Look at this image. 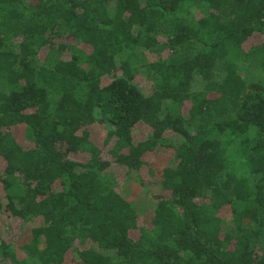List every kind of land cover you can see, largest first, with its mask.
<instances>
[{
    "label": "trees",
    "instance_id": "16d2710c",
    "mask_svg": "<svg viewBox=\"0 0 264 264\" xmlns=\"http://www.w3.org/2000/svg\"><path fill=\"white\" fill-rule=\"evenodd\" d=\"M0 189V264H264V0H0Z\"/></svg>",
    "mask_w": 264,
    "mask_h": 264
},
{
    "label": "rangeland",
    "instance_id": "374dc122",
    "mask_svg": "<svg viewBox=\"0 0 264 264\" xmlns=\"http://www.w3.org/2000/svg\"><path fill=\"white\" fill-rule=\"evenodd\" d=\"M256 39L252 40L251 43H254ZM243 74L247 76V78L253 79V81L260 80L262 78L263 73L257 69L255 66H251L250 64L244 66ZM144 77V76H143ZM136 82L142 87L145 93L149 92L148 88L150 87V83H148L144 78L140 80L136 79ZM201 87L200 84H197V88ZM90 140L93 142L100 150L104 149V142L107 136V128L103 123H95L92 126L87 128ZM18 136L21 138L20 143H24L25 141L22 139L23 129L19 128L17 131ZM148 134V130L143 126H139L134 131V136L137 139H143ZM173 159V151L172 149H167L162 151V153H152L146 157L147 165L143 167L139 173V177L141 178L144 184L154 183L159 178L160 172L166 166V164ZM147 190L151 193H158V188L151 186L147 187ZM122 194L127 197L130 201H133L137 206L138 214H140V222L147 223L149 219L153 215L154 206L150 202V200L144 195L143 188L134 180H130L126 185L123 186L121 190ZM4 193L0 189V199L3 197ZM230 212L229 210H223L222 216L225 217V221L228 220ZM19 223L16 221H12L6 218L3 215H0V239H6V241H13L14 234L19 232ZM27 234V233H25ZM18 245H23L28 241V237L26 235L19 237ZM63 264H76V261L73 258V254L70 252L66 255L65 261Z\"/></svg>",
    "mask_w": 264,
    "mask_h": 264
}]
</instances>
